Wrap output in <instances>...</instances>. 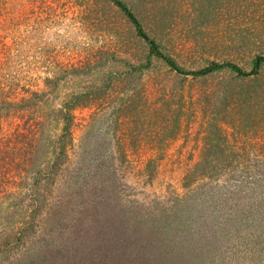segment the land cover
Wrapping results in <instances>:
<instances>
[{
	"label": "rangeland",
	"instance_id": "1",
	"mask_svg": "<svg viewBox=\"0 0 264 264\" xmlns=\"http://www.w3.org/2000/svg\"><path fill=\"white\" fill-rule=\"evenodd\" d=\"M221 1L201 10L202 0H124L182 68L215 61L249 70L264 54V0L219 10ZM0 93L23 101L0 108V151L29 118L55 139L63 107L74 109L59 165L53 154L38 175L17 158L0 162V264L64 263L86 238L75 232L82 196L123 195L158 214L176 207L170 213L183 218L172 225L189 236L185 264L264 258V66L250 77H184L149 53L109 0H0Z\"/></svg>",
	"mask_w": 264,
	"mask_h": 264
},
{
	"label": "trees",
	"instance_id": "2",
	"mask_svg": "<svg viewBox=\"0 0 264 264\" xmlns=\"http://www.w3.org/2000/svg\"><path fill=\"white\" fill-rule=\"evenodd\" d=\"M109 1L120 10L124 17L134 27L137 36L147 44L149 53L162 61L178 75L204 78L217 72L227 70L235 73L239 77H250L257 75L264 66V54H260L256 55L251 60L249 70H245L232 62L215 61L196 70H186L171 56L165 54L156 40L150 37L131 6L124 2V0ZM211 1L212 0H202L200 3L201 10L204 6L208 7L213 5ZM252 1L253 0H222L217 7L221 10V8L224 9V6L235 5L239 8L244 9L246 7L245 9H248L250 8L248 5H252ZM4 94L7 93H0V95ZM7 97L8 96H5V99H7ZM22 102H18L17 104L20 105ZM17 104L3 99L0 100L1 109H4V106H7L9 109L10 106L15 107ZM72 110H74L73 107H63L61 130L60 134H58L55 139L49 138V136H45L39 131V128H41V120L37 121L35 118H29V120H27L25 119L26 115L25 117H21L25 120H23V123L20 125V131L17 130L14 133L12 140L11 138L6 140L5 142L9 146H6L4 150L0 151V162H2V165H12L13 161L17 158L19 161L21 160L22 163H26L30 169L35 170L34 172L36 174L41 175V168H48V165H50V158H52L53 154L55 159L52 162V166L58 163L56 159L62 158L61 156H63L65 160L67 158L68 147L72 142L70 131L72 116L69 117ZM27 115H29V113ZM17 127H19V125H17ZM81 148H83V155L86 158H90L89 148L86 150L87 144L81 143ZM261 154L262 158H264V151ZM124 158L123 152V161ZM40 165L41 168H39ZM191 170L192 171L187 173L190 176H186L185 178L191 177L194 168ZM195 170L197 171V169ZM258 170L264 173V167H260ZM104 172L108 173L110 176L116 173L112 169H106ZM201 172H205L206 174L205 168H202ZM102 185H104V183L100 184V186ZM86 186L85 190L89 192H91V188L95 189L94 183L90 182ZM30 196L35 197V193L33 192ZM176 198L180 200L184 199L183 197ZM165 201L168 202L169 200ZM151 204V202L141 203L137 201V199L127 198L125 195H123V200L118 197L109 196L105 198L99 197L98 199L94 198L93 200V198L89 196H82L81 202L78 203L79 218L77 219H80L77 225V227H80V230L76 229L75 232L84 231L86 238H81V240L76 238L80 246L74 245L66 251L65 255H61L64 259V263L62 264H83L85 262L89 264H175V262L178 263L183 261L185 257H188V254L190 255V252L188 253L187 250L189 246L184 245L189 243V236L186 235L185 231H181L179 228L175 227V225H172L175 220L183 218L181 213H177L176 211L170 213L169 209L175 210L176 207L172 208V205L169 204V208H167L166 204H163L161 206L162 210L159 211L158 214L157 212L151 211ZM169 236L170 240H168ZM226 241L227 240L223 243L225 244ZM84 242L90 243V250L86 251L82 245ZM174 242H177V244L180 243L184 251H172V247L169 243L172 244ZM122 246L123 248L120 249ZM81 250L84 251L82 252ZM100 254H103L104 258L101 259ZM96 256L99 258L100 263H96L92 260V257ZM187 262H192L191 258L185 259L182 264ZM32 263L35 262L33 261L28 264ZM43 263L57 264V262L54 263V258L51 256H49V260H46V262L43 261ZM39 264L42 263L40 262ZM255 264H264V258L256 260Z\"/></svg>",
	"mask_w": 264,
	"mask_h": 264
}]
</instances>
